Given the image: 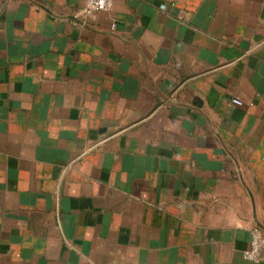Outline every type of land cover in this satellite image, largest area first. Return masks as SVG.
I'll return each instance as SVG.
<instances>
[{
	"label": "crops",
	"instance_id": "1",
	"mask_svg": "<svg viewBox=\"0 0 264 264\" xmlns=\"http://www.w3.org/2000/svg\"><path fill=\"white\" fill-rule=\"evenodd\" d=\"M85 2L0 0V264H264V0Z\"/></svg>",
	"mask_w": 264,
	"mask_h": 264
},
{
	"label": "built area",
	"instance_id": "2",
	"mask_svg": "<svg viewBox=\"0 0 264 264\" xmlns=\"http://www.w3.org/2000/svg\"><path fill=\"white\" fill-rule=\"evenodd\" d=\"M114 0H86L82 13L90 16L95 12L110 11ZM161 11L165 10V6L160 7ZM234 105H241L237 99L231 101ZM250 241L248 248L243 251L242 255L246 261L256 263L262 252H264V230L255 227L250 231Z\"/></svg>",
	"mask_w": 264,
	"mask_h": 264
},
{
	"label": "water",
	"instance_id": "3",
	"mask_svg": "<svg viewBox=\"0 0 264 264\" xmlns=\"http://www.w3.org/2000/svg\"><path fill=\"white\" fill-rule=\"evenodd\" d=\"M156 57H157L156 63L158 64L164 63L166 60L165 57L162 56V53H158Z\"/></svg>",
	"mask_w": 264,
	"mask_h": 264
}]
</instances>
